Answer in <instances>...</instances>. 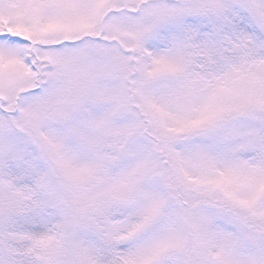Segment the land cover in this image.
Returning <instances> with one entry per match:
<instances>
[{
    "label": "snow or ice",
    "instance_id": "obj_1",
    "mask_svg": "<svg viewBox=\"0 0 264 264\" xmlns=\"http://www.w3.org/2000/svg\"><path fill=\"white\" fill-rule=\"evenodd\" d=\"M0 264H264V0H0Z\"/></svg>",
    "mask_w": 264,
    "mask_h": 264
}]
</instances>
